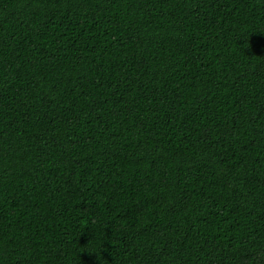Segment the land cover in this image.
Returning a JSON list of instances; mask_svg holds the SVG:
<instances>
[{"label":"trees","instance_id":"16d2710c","mask_svg":"<svg viewBox=\"0 0 264 264\" xmlns=\"http://www.w3.org/2000/svg\"><path fill=\"white\" fill-rule=\"evenodd\" d=\"M0 264H264V0H0Z\"/></svg>","mask_w":264,"mask_h":264}]
</instances>
